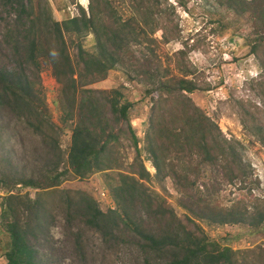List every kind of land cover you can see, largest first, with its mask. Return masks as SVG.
<instances>
[{
    "label": "trees",
    "instance_id": "16d2710c",
    "mask_svg": "<svg viewBox=\"0 0 264 264\" xmlns=\"http://www.w3.org/2000/svg\"><path fill=\"white\" fill-rule=\"evenodd\" d=\"M0 1L14 14L5 41L12 43L18 64V68H0V106L16 114L55 152L44 186L33 178L9 181L0 173V188L5 190L0 218L7 238L6 264H39L31 241L44 216L58 204L109 236L133 234L143 248L165 257L166 264H241L248 252L255 264H264V247L241 251L222 247L208 238L201 225L203 221L210 227L246 225L253 234H264V201L256 199L251 205L239 201L221 209L208 192L204 197L195 193L202 169L209 168L216 179L243 182L250 165L243 158V143L229 137L190 96L199 90L191 78L194 70L186 64H178L180 75L170 74L169 67L162 69V57L151 49L154 40L150 37L157 29L159 0H128L133 13L128 20H121L115 1L90 0L87 8L77 4L78 13L62 21L54 19L48 0ZM214 1L237 16L247 13L254 20L251 54L260 74L250 89L256 100L238 98L234 108L250 143L264 145V0ZM88 36L94 43L92 50L86 46ZM134 45L146 50H135L134 79L144 86L152 104L143 139L129 119L132 103L120 89L90 88L106 80L117 66H125ZM47 68L60 87L63 127L71 133L66 152L61 148L63 129L51 121L48 111L41 78ZM120 124L125 127L116 131ZM127 146L135 148L136 156L126 173L122 168ZM144 153L156 170L154 176L144 164ZM69 171L80 180L104 173L115 207L103 211L88 192L58 190ZM167 179L187 200L180 204L186 221L146 184H162ZM9 184L40 192L35 198L10 193ZM137 208L156 218L158 231L148 230L134 217Z\"/></svg>",
    "mask_w": 264,
    "mask_h": 264
},
{
    "label": "rangeland",
    "instance_id": "374dc122",
    "mask_svg": "<svg viewBox=\"0 0 264 264\" xmlns=\"http://www.w3.org/2000/svg\"><path fill=\"white\" fill-rule=\"evenodd\" d=\"M89 1L48 0L57 21L75 16L78 13L77 4L87 8ZM112 1H115L121 20L132 18L131 3L128 0ZM159 3V19L154 25L157 29L150 37L155 41L151 49L162 57V69L169 67L170 74L180 75L178 64H186L194 70L191 78L197 83L199 90L190 96L196 105L220 124L229 137L233 136L243 143V158L250 165L249 174L243 182H227L221 176L216 179L209 168L202 169L197 180L199 188L195 193L204 197L208 192L216 206L221 209L230 208L239 201L245 205H251L256 199L264 201V145L250 143L251 140L241 125L239 112L234 108V101L238 98L256 100L250 89L252 80L260 74L259 63L251 54V44L256 37L254 20L247 13L237 16L233 11L217 5L214 0H159ZM13 18V12L0 1V68L4 70L18 68L12 43L5 41L7 29L13 25ZM147 31L151 32L149 28ZM85 42L87 48L92 50V37L88 36ZM69 46L75 56V47L70 39ZM137 48L141 53L146 51L144 47ZM137 48L135 49V45L132 47V55L129 57L130 53L128 54L125 66H117L106 80L97 82L90 88L120 89L132 103L129 119L136 134L143 139L152 104L149 96L145 94L144 86L137 84L134 79ZM41 78L51 121L63 129L61 148L66 152L71 133L63 127L60 87L49 68L42 72ZM123 126L125 124H120L116 131ZM123 150V161L126 162L122 169L127 173V166L132 163L136 151L133 146H127ZM145 156L144 153V164L154 176L153 165ZM54 160V149L46 146L11 110L0 106V173L4 172L9 181L15 178H33L44 186ZM146 184L167 201L179 218L186 221L185 209L180 204L187 200L171 179L162 184L156 181ZM9 186L10 193L29 194L31 198H35L40 192L12 184ZM57 189L88 192L103 211L113 209L117 203L104 173H96L80 180L69 171ZM4 196L5 190L0 188V215ZM134 217L142 221L148 230H159L156 218L141 208L134 211ZM201 225L208 238L222 247L228 246L237 251L264 247V234H253L246 225L210 227L207 221L201 222ZM6 240L0 218V264L7 262L4 257ZM31 243L37 251L39 264L167 263L165 257L143 248L142 242L136 240L133 234L115 232L109 236L88 226L80 217L69 214L60 204L44 216ZM247 255L241 264L257 263L252 260L253 254L248 252Z\"/></svg>",
    "mask_w": 264,
    "mask_h": 264
},
{
    "label": "built area",
    "instance_id": "2783aa9c",
    "mask_svg": "<svg viewBox=\"0 0 264 264\" xmlns=\"http://www.w3.org/2000/svg\"><path fill=\"white\" fill-rule=\"evenodd\" d=\"M153 169H154V172H156V170H155V168L153 167Z\"/></svg>",
    "mask_w": 264,
    "mask_h": 264
}]
</instances>
